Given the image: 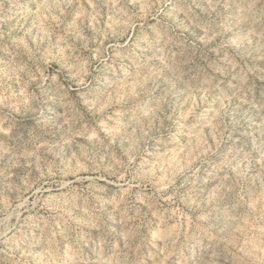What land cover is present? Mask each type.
<instances>
[{"label":"rangeland","instance_id":"374dc122","mask_svg":"<svg viewBox=\"0 0 264 264\" xmlns=\"http://www.w3.org/2000/svg\"><path fill=\"white\" fill-rule=\"evenodd\" d=\"M0 264H264V0H0Z\"/></svg>","mask_w":264,"mask_h":264}]
</instances>
